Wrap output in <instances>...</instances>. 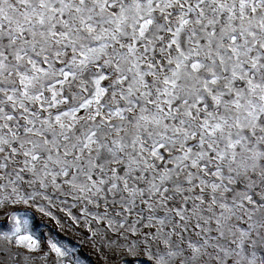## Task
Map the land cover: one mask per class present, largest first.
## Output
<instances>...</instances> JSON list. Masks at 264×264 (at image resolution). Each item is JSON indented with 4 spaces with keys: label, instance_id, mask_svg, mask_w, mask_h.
Wrapping results in <instances>:
<instances>
[{
    "label": "snow or ice",
    "instance_id": "snow-or-ice-1",
    "mask_svg": "<svg viewBox=\"0 0 264 264\" xmlns=\"http://www.w3.org/2000/svg\"><path fill=\"white\" fill-rule=\"evenodd\" d=\"M0 264H264V0H0Z\"/></svg>",
    "mask_w": 264,
    "mask_h": 264
},
{
    "label": "rangeland",
    "instance_id": "rangeland-1",
    "mask_svg": "<svg viewBox=\"0 0 264 264\" xmlns=\"http://www.w3.org/2000/svg\"><path fill=\"white\" fill-rule=\"evenodd\" d=\"M93 259H95V258L93 257Z\"/></svg>",
    "mask_w": 264,
    "mask_h": 264
}]
</instances>
